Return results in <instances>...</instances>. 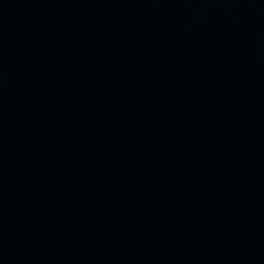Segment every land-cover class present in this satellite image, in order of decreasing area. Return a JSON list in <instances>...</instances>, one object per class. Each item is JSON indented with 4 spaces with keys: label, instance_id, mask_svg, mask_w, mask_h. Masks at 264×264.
<instances>
[{
    "label": "water",
    "instance_id": "1",
    "mask_svg": "<svg viewBox=\"0 0 264 264\" xmlns=\"http://www.w3.org/2000/svg\"><path fill=\"white\" fill-rule=\"evenodd\" d=\"M264 21V0H0V95Z\"/></svg>",
    "mask_w": 264,
    "mask_h": 264
}]
</instances>
